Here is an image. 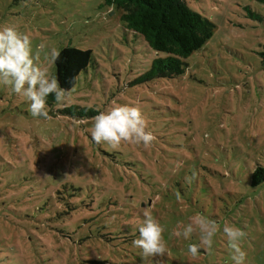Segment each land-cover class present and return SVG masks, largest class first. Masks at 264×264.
<instances>
[{
  "label": "rangeland",
  "instance_id": "1",
  "mask_svg": "<svg viewBox=\"0 0 264 264\" xmlns=\"http://www.w3.org/2000/svg\"><path fill=\"white\" fill-rule=\"evenodd\" d=\"M186 3L215 26L211 38L183 75L134 84L161 55L126 29L116 5L0 0V25L30 34L37 63L47 65L51 49L92 52L68 106L53 104L49 120L0 84V264H233L226 223L245 232L244 264H264V182L251 185L264 167V3ZM114 102L141 109L150 147H98L86 131L92 115L62 112L97 114ZM146 206L164 228L162 257L142 258L132 244ZM201 222L218 231L192 257ZM189 223V239L173 235Z\"/></svg>",
  "mask_w": 264,
  "mask_h": 264
},
{
  "label": "clouds",
  "instance_id": "2",
  "mask_svg": "<svg viewBox=\"0 0 264 264\" xmlns=\"http://www.w3.org/2000/svg\"><path fill=\"white\" fill-rule=\"evenodd\" d=\"M44 44L39 45L43 49ZM59 58V52L51 49L48 64L37 63L38 54L33 52L30 34L20 32L15 26L0 25V84L9 86L11 92L27 101V107L33 118L51 119L48 99L51 96L57 109L68 106L71 92L61 87L58 78L49 72V65ZM92 123L87 129L90 140L98 147L105 145L118 149L122 144H135L148 148L155 140L152 131L147 130V121L139 107L132 104L113 103L104 111L91 117ZM79 122V121H78ZM192 172L189 182L196 178ZM143 223L138 228V236L132 241L134 247L142 251V258L162 257L167 248L164 240V228L153 217L146 206L143 210ZM194 231L192 223L185 226L183 232L175 230L173 235L185 240ZM202 235L199 242L189 243L187 253L192 257L199 255L202 246L211 247L218 231L215 222L205 225L201 222ZM223 235L230 250L233 264H244L246 252L241 247L245 236L242 228L225 224Z\"/></svg>",
  "mask_w": 264,
  "mask_h": 264
},
{
  "label": "trees",
  "instance_id": "3",
  "mask_svg": "<svg viewBox=\"0 0 264 264\" xmlns=\"http://www.w3.org/2000/svg\"><path fill=\"white\" fill-rule=\"evenodd\" d=\"M123 12L122 19L127 30L140 35L157 56L150 70L138 78L134 84H142L155 79L174 78L185 73L184 62L194 52L200 50L211 38L215 26L205 17L190 9L186 0H106ZM264 3V0H258ZM92 63V52L75 47H64L59 51L55 64V76L61 87L72 90L80 74ZM48 104L54 101L50 96ZM77 106L62 110L74 118L82 114L95 116L90 109ZM264 182V167L257 166L251 176V185Z\"/></svg>",
  "mask_w": 264,
  "mask_h": 264
}]
</instances>
